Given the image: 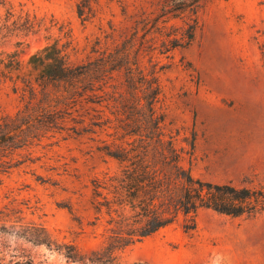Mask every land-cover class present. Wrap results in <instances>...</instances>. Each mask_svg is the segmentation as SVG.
<instances>
[{"label":"rangeland","instance_id":"374dc122","mask_svg":"<svg viewBox=\"0 0 264 264\" xmlns=\"http://www.w3.org/2000/svg\"><path fill=\"white\" fill-rule=\"evenodd\" d=\"M0 1L6 3L0 9L1 21L5 9L12 7L17 14L53 18L71 29L77 44L71 52L74 61L93 55L95 39L103 38L108 21L122 18L117 0H100L102 20L92 21L79 16V0ZM45 44L44 31L28 37L0 36V52L17 50L24 59ZM158 57L169 64L161 73L169 128L178 132L182 146L195 138L193 156L186 160L192 173L237 186L264 183V0H205L194 41L169 57ZM0 106L16 110L15 96L7 89L0 91ZM97 145L88 137L45 139L32 148L38 160L4 175L0 264H100L66 256V247L74 245L86 254L103 241L104 227L90 224L95 214L85 211L78 199L80 190L89 197L94 176L118 168L117 160ZM32 232L44 233L51 243L34 241ZM120 262L264 264V213L232 217L202 210L194 229H186L181 219L126 248Z\"/></svg>","mask_w":264,"mask_h":264},{"label":"trees","instance_id":"16d2710c","mask_svg":"<svg viewBox=\"0 0 264 264\" xmlns=\"http://www.w3.org/2000/svg\"><path fill=\"white\" fill-rule=\"evenodd\" d=\"M117 1L121 20L108 21L93 55L81 61L71 57L77 50L71 29L53 18L7 7L0 20L2 38L44 31L46 39L26 59L17 50L0 52V91L17 101L14 112L0 106V186L13 168L39 159L32 148L59 135L88 137L118 162L116 171L91 179L89 197L78 193L83 209L95 214L90 224L104 227L99 248L85 254L66 247V256L80 262L121 264L126 248L181 219L194 229L202 210L232 217L264 213V183L237 186L192 173L186 160L195 138L180 145L163 108L161 73L169 64L158 56L194 41L205 0ZM5 4L0 1V9ZM77 8L83 21L102 20L100 0H79ZM68 208L73 213L74 205ZM31 237L51 243L44 233Z\"/></svg>","mask_w":264,"mask_h":264}]
</instances>
